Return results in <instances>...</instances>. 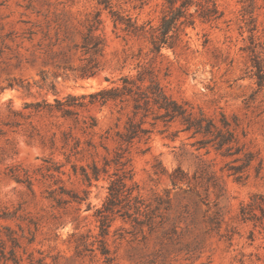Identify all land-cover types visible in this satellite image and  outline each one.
Segmentation results:
<instances>
[{
	"label": "rangeland",
	"instance_id": "1",
	"mask_svg": "<svg viewBox=\"0 0 264 264\" xmlns=\"http://www.w3.org/2000/svg\"><path fill=\"white\" fill-rule=\"evenodd\" d=\"M215 2L221 18L187 26L153 66L172 98L215 120L224 114L253 159L236 180L225 167L233 158L209 145L198 148L201 136L180 131L176 122L166 129L158 123L127 153L155 224L139 231L116 217L107 237L110 264H264V229L239 215L253 194L264 195V85L256 82L252 59L258 55L264 71V0ZM105 4L147 28L159 24L167 6L165 0H0V210L20 204V214L37 222L34 241L20 239V264H29L30 253L42 264H106L98 251L81 252L79 237L98 231L94 213L110 179L101 173L88 185L81 167L90 171L92 162L101 167L112 157L115 133L130 110L91 104L87 95L122 75L134 77L151 54L149 34L114 26ZM97 11L100 23L93 20ZM67 95H86L74 101L85 106L72 107L71 116H63L55 100L65 102ZM60 186L80 202L58 206L48 198ZM0 223L18 234L33 228L17 218Z\"/></svg>",
	"mask_w": 264,
	"mask_h": 264
},
{
	"label": "trees",
	"instance_id": "2",
	"mask_svg": "<svg viewBox=\"0 0 264 264\" xmlns=\"http://www.w3.org/2000/svg\"><path fill=\"white\" fill-rule=\"evenodd\" d=\"M166 10L163 12L159 24L156 27L146 25H137L131 21L130 17H125L117 10H113L108 4L110 15L114 26L122 25V30L134 35L149 34L151 63L147 67H141L137 70L134 77L122 75L119 77V83L101 88L95 92L89 93V103H99L105 105L109 102L119 105L120 109L129 107L130 113L124 124L123 130H117L116 142L117 148L112 157H104L103 165L100 167L96 162L89 166L90 171L81 167L82 179L89 185L92 179H98L103 174H108L109 184L107 195L102 205L96 208L94 216L97 221L98 231L95 234L89 233L80 235L79 245L82 251L98 253L104 258L106 264L113 260L111 250L107 243V237L110 233V227L116 217L129 221L133 227L142 231L143 227L153 229L154 209L150 203L146 202L139 192V187L133 181V174L129 168L130 147L139 142H146L158 123L168 128L172 123H178L180 131L189 132L191 137L201 136L196 141L198 148L211 146L217 153L223 157H231L232 161L225 163L230 175H234L236 180H240L245 173V168L251 163L253 155L251 152H243L238 145L232 122L224 114H220L218 120L208 117L202 110H194L193 106L187 102H181L172 98L161 85L158 79V70L153 66V61L160 55L162 47L174 48L180 42L181 34L187 26H194L196 20L202 22H212L221 18L222 13L217 8L215 0H165ZM194 7L193 11L190 8ZM100 11L94 16V23H100ZM92 24L90 31L95 29ZM185 34V33H184ZM90 40L85 38V45L88 46ZM94 43L92 47H96ZM253 66L256 68L257 84L259 87L264 85L263 65L259 56L254 54ZM86 95L76 97L67 95L65 102H56L63 107L61 110L63 116L76 114L72 107H83L85 103L74 102L79 98L84 99ZM48 106V104H46ZM39 106V104H36ZM60 107V106H59ZM93 119V118H92ZM149 124V127L145 126ZM91 125H95L93 123ZM174 132V136L177 135ZM243 153V156H238ZM241 160V164L231 166L230 162ZM114 167V171L109 174V168ZM76 172V167L72 165ZM178 170V169H177ZM20 181V180H17ZM28 181V187L31 183ZM68 195L65 198L63 195ZM48 198L53 199L58 206H62L71 200L80 202L81 198L70 194L62 186L59 191L49 192ZM21 205L19 204L13 211L6 207L0 210V221L12 219L27 220L29 225L27 235L18 234L10 225L0 223V264H20L22 257L18 254V249L22 248L20 239L25 238L28 244H31L35 238L37 222L29 216L21 215ZM241 220L251 222L254 227L260 226L264 229V195L261 193L253 194L246 204L241 205L239 210ZM19 226V224H17ZM123 234H119L121 239ZM23 249V248H22ZM29 264H42V258H34L31 253L27 256Z\"/></svg>",
	"mask_w": 264,
	"mask_h": 264
}]
</instances>
